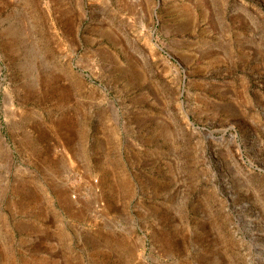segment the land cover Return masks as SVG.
<instances>
[{
  "label": "rangeland",
  "instance_id": "1",
  "mask_svg": "<svg viewBox=\"0 0 264 264\" xmlns=\"http://www.w3.org/2000/svg\"><path fill=\"white\" fill-rule=\"evenodd\" d=\"M0 264H264V0H0Z\"/></svg>",
  "mask_w": 264,
  "mask_h": 264
}]
</instances>
